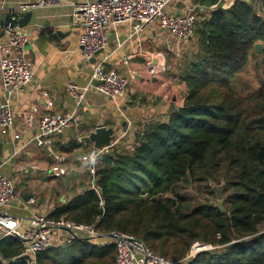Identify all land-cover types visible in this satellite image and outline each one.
<instances>
[{"label":"trees","instance_id":"trees-1","mask_svg":"<svg viewBox=\"0 0 264 264\" xmlns=\"http://www.w3.org/2000/svg\"><path fill=\"white\" fill-rule=\"evenodd\" d=\"M193 3L201 17L180 67L184 104L128 147L103 153L96 185L49 216L133 234L172 261L196 243L214 246L180 264H264V80L247 93L236 82L255 43L264 45V17L256 0ZM26 252L20 238L0 239V264H29ZM116 256L115 244L85 234L37 253L35 264H115Z\"/></svg>","mask_w":264,"mask_h":264},{"label":"crops","instance_id":"crops-1","mask_svg":"<svg viewBox=\"0 0 264 264\" xmlns=\"http://www.w3.org/2000/svg\"><path fill=\"white\" fill-rule=\"evenodd\" d=\"M84 1L65 0L55 7L34 6L26 10L32 11V18L22 28L30 36L26 52L34 62V80L25 92L12 96L16 113L13 128L5 130L0 126V164H3L2 171L16 184V199L10 210L17 215L31 216L40 211L49 216L55 208L69 203L94 185L88 156L95 143L87 142L86 138L98 127H113L115 140L119 139L115 147H128L135 141L137 132L153 121L167 120L170 111L181 107L185 101L182 86L185 83L181 81L177 69L182 65L179 63L184 54L196 49V39L178 42L160 28L156 30V25L144 30L140 36L130 38L129 27L123 25L110 29L108 47L88 61L84 58L81 44L83 28L76 23L73 5ZM36 2L0 0V40L4 33L3 21L9 12L18 10L23 16L26 11H21V4ZM192 5L193 0H174L171 6L173 11L182 12ZM59 32L65 35L56 38ZM192 41L194 44H191ZM122 42L124 44L120 46ZM177 47L181 49L180 55L176 53ZM166 54L173 55V64L168 63ZM104 58H107V70L130 76L127 92L118 99H110L95 89L89 90L81 104L82 122L79 126L70 127L57 135L53 146H41L37 141H31L38 132V121L35 125L27 123V116L33 107H38V119L47 113L70 112L77 101L70 93L69 86L89 84L93 63ZM176 58L181 61L175 62ZM260 59H263V55ZM249 62L252 63L251 58ZM151 65L154 71L148 72L147 67ZM3 90L0 73V105L5 101ZM49 100L53 101L52 105L48 104ZM74 142L78 143L74 150H64ZM58 163L68 167L69 173L56 176L53 166ZM24 175L34 182L40 177L48 180L46 208L36 205L39 195L42 201L46 199L39 185L35 184L37 189L33 187L30 191H18V186L21 187L20 183L24 182ZM14 176H20L23 180L17 185ZM55 234L53 245L67 242L64 239L69 235L67 231H56Z\"/></svg>","mask_w":264,"mask_h":264},{"label":"built area","instance_id":"built-area-1","mask_svg":"<svg viewBox=\"0 0 264 264\" xmlns=\"http://www.w3.org/2000/svg\"><path fill=\"white\" fill-rule=\"evenodd\" d=\"M65 0H37L36 3L21 4V11L25 12L34 6L55 7ZM174 0H86L73 3L75 7L76 23L83 28L81 44L84 58L92 60L105 50L110 41L111 28L127 25L130 35L140 36L150 26L157 25L167 36L178 42H189L194 39L200 20L199 7L189 6L185 11H173ZM236 0H223L226 7H230ZM216 7V5L214 6ZM259 14L264 10V0H256ZM204 8H201L203 11ZM22 13L18 10L11 11L3 21V39L0 40V73L2 76L5 101L0 105V126L12 129L15 122V109L12 105V96L22 94L34 80V62L27 55L26 46L29 34L19 23ZM124 43L122 42L120 46ZM174 49V47H173ZM175 51V49H174ZM177 55L181 49L176 48ZM107 58L93 63L92 79L86 86L71 84L70 93L76 98L75 107L67 113H47L37 118L38 107H33L27 116V123L35 125L38 121V132L31 139L41 146H53L56 136L65 132L70 127L79 126L82 122L80 112L81 104L89 90L95 89L110 99L123 96L130 84V76L118 71L107 70ZM148 72H153V65L147 67ZM48 95V92H45ZM53 104L52 100L48 101ZM17 136V135H16ZM119 139L114 140L111 146L94 147L89 153L90 169L95 178V173L100 163V156L111 151ZM0 164V239L6 236H16L27 244L26 256L29 264H35L36 255L50 248L56 238V231L65 232L60 226H68L75 233H83L90 238H102L104 243H113L117 248L115 264H180L183 260L198 252L213 248L212 245L196 243L186 258L172 261L154 252L140 238L124 231L103 233L95 226L69 222L64 219L55 220L45 212H34L31 216L17 215L11 212L10 207L16 199V184L14 180L2 171ZM56 176L69 173V168L56 164L53 166ZM100 217H98V220ZM68 232V231H67ZM69 235L65 241L70 242L75 236ZM63 239V240H64ZM61 242H64V241Z\"/></svg>","mask_w":264,"mask_h":264},{"label":"rangeland","instance_id":"rangeland-1","mask_svg":"<svg viewBox=\"0 0 264 264\" xmlns=\"http://www.w3.org/2000/svg\"><path fill=\"white\" fill-rule=\"evenodd\" d=\"M261 13H262V16L264 17V10ZM155 28H156V30H159V27L157 25L155 26ZM194 39H196V35H195ZM194 41H196V40H194ZM194 41H192L191 44H194ZM166 55H167L168 63L173 64L172 63L173 62V59H172L173 55L172 54L171 55L166 54ZM168 55H169V57H168ZM250 58L252 60V63L248 62V64L245 67L246 68L245 72L238 73V75L236 77V79H237L236 82L238 83L239 87L243 88V90L246 93L247 92H253V91L257 90L260 87L262 81L264 80V60L260 59L261 55H255L254 54ZM178 61H181V60L176 58L175 62H178ZM179 64H183V60ZM177 70L180 73V68H178ZM182 86H183V92L185 95L187 93V87L185 84H183ZM183 92H182V96H183ZM13 175H15V174H13ZM14 177H16V176H14ZM16 178H17L16 183L18 185L23 179L20 176H18ZM35 184L39 185L40 190L45 193L44 198H46L45 200L43 199V201H42V198H40V195H39V199H37L36 205H37V207L38 206H42V207L44 206L46 208L47 201H48V180L46 178L40 177V178H37L34 182L32 180H29V176L24 175V182L20 183L21 187L18 186V191L19 190L30 191L33 187L35 189H37ZM183 193L187 197H196V193L192 188H188ZM217 201H219V200L217 199ZM79 235L83 236L85 234L79 233Z\"/></svg>","mask_w":264,"mask_h":264},{"label":"water","instance_id":"water-1","mask_svg":"<svg viewBox=\"0 0 264 264\" xmlns=\"http://www.w3.org/2000/svg\"><path fill=\"white\" fill-rule=\"evenodd\" d=\"M249 1V0H248ZM32 18V11H26L23 16L20 18L19 23L21 27H25L29 24L30 20ZM58 35H65L61 32H59L58 34L55 35V37L57 38ZM264 49V45L261 41H258L255 43L254 45V50L257 53H261ZM94 59V58H93ZM232 86H235V83H232ZM115 140V130L113 127H106V126H100L96 129V131L92 132L90 134V136H88L86 138L87 142H94L95 143V147L101 148L103 146H111L113 144ZM110 151H108L107 153H109ZM93 182L94 185H96L95 182V178L93 177ZM217 195H218V206L220 208H222L223 210H225V206L223 204V194H222V190L220 187L217 188ZM60 229L63 230H67L68 232H70L72 235H74L75 237L79 236L77 233H75L70 227L68 226H60Z\"/></svg>","mask_w":264,"mask_h":264}]
</instances>
